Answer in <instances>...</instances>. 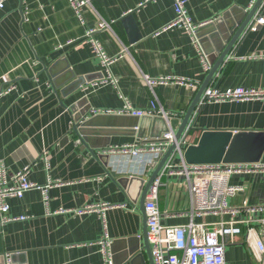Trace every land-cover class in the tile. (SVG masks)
I'll list each match as a JSON object with an SVG mask.
<instances>
[{
    "label": "crops",
    "instance_id": "crops-1",
    "mask_svg": "<svg viewBox=\"0 0 264 264\" xmlns=\"http://www.w3.org/2000/svg\"><path fill=\"white\" fill-rule=\"evenodd\" d=\"M254 2L189 0L186 9L194 22L219 20L220 29L226 31ZM92 7L103 19L113 21V32L94 33L106 54L117 56L121 42L131 55L109 66L118 80L117 88L93 85L107 73L86 41V32L98 21L91 8H84L81 18L68 0H4L0 8V90L14 86L0 96V160L8 173L28 166V179L38 185L7 201L9 216L23 218L0 223V264L6 254L12 264H106L100 243L104 240L114 264H129L116 262L126 242L114 243L131 237L139 238L136 244L142 253L134 264H149L148 255L142 252L145 224L137 188L133 185L127 192L117 178L127 173L148 175L160 158L151 161L147 155L109 150L150 141L168 124L160 115L138 120L113 111L120 110L125 100L133 108L144 109L155 97L168 111L175 133L208 72L203 70L198 46L183 28L155 34L173 19V0H93ZM257 13L264 15V0ZM128 15L141 34L135 40L124 22ZM213 32L208 28L209 35H205L210 43L221 39ZM261 54L264 25L247 28L208 86L264 89ZM142 75L182 77L196 87L157 84L150 90ZM79 78V87L70 89V82ZM83 97L82 106L89 110L82 118L87 124L81 135L73 128L75 113L69 108ZM133 125L141 127L144 138L138 139ZM203 130H264V100L200 105L189 122L184 148L195 144ZM175 156L171 159L177 162ZM228 183L240 188L227 198L229 206L264 203V171L235 174ZM102 203L106 204L102 209L79 211L88 204ZM158 206L167 224L189 220L190 197L182 176H161ZM229 218V213L193 216L196 222L209 223ZM225 261L264 264L249 251L243 233L226 236Z\"/></svg>",
    "mask_w": 264,
    "mask_h": 264
},
{
    "label": "built area",
    "instance_id": "built-area-1",
    "mask_svg": "<svg viewBox=\"0 0 264 264\" xmlns=\"http://www.w3.org/2000/svg\"><path fill=\"white\" fill-rule=\"evenodd\" d=\"M75 14L81 18L84 8H91L93 0H68ZM189 0H173L174 17L161 30H168L174 27L183 28L192 38V42L200 50V60L205 72L211 68L206 54L203 52L197 30L209 22H194L187 13L186 4ZM4 0H0V8L3 7ZM98 21L95 28L86 32V41L92 47L96 56L106 70V75L93 83L94 86L109 84L117 88V78L109 69L117 58L130 55L128 46L120 42V51L117 56H109L104 51L99 40L94 36L96 31L112 30L113 21L103 19L95 11ZM264 25V15L258 13L253 17L248 29ZM131 56V55H130ZM264 57V54L259 55ZM146 86L153 90L157 84H188L195 86L185 78L167 76L150 78L142 75ZM14 86L9 85L0 90V96L10 91ZM83 88V87H82ZM264 100V89L247 88L236 86L220 90L213 84L209 85L203 92L197 107L207 102L220 101H249ZM196 110V109H195ZM96 112V110H94ZM112 113V110H106ZM119 114H130L138 118L143 116L160 115L167 122V130L160 136L150 141H139L131 144L117 145L109 152L131 156L147 155L151 161L158 160L166 151L171 142H175L172 155L169 157L158 176L153 180L144 200V212L146 215V227L148 242L151 247V256L154 264H226L225 261V238L228 235L243 233L244 242L257 261L264 260V203L256 205H240L231 207L227 198L234 196L240 188L230 185L228 179L235 174H247L251 172L264 171V158L251 163H186L183 158V148L185 138L175 141V133L170 127L167 119L168 111L164 109L154 97L150 100L149 106L144 109H136L125 100L120 110L113 111ZM195 112V111H194ZM137 128V127H136ZM176 155L177 162L172 160ZM29 167L8 173L5 165L0 160V223L11 220L22 219L9 216L8 199L21 197L29 189L37 188L38 185L28 179ZM163 174H177L185 179L190 197L189 220L182 224H167L164 222L162 213L158 206V192ZM106 204H88L80 212L102 209ZM229 213L230 218L220 220L215 223L196 222L193 216H203L206 214ZM105 240L100 241L101 252L106 264H112L109 254L105 248ZM4 264H12L9 254L4 255Z\"/></svg>",
    "mask_w": 264,
    "mask_h": 264
},
{
    "label": "water",
    "instance_id": "water-1",
    "mask_svg": "<svg viewBox=\"0 0 264 264\" xmlns=\"http://www.w3.org/2000/svg\"><path fill=\"white\" fill-rule=\"evenodd\" d=\"M263 0H255L252 6L247 9L242 16L237 19L236 23L231 27H226L224 30L220 29L219 20L215 22H210L197 30V37L199 39V44L206 54L208 61L211 63V68L208 71L204 82L198 87V90L188 106L181 124L179 128H177L175 132V141H179L181 138H185L189 122L192 118L193 112L195 111L197 104L200 98L203 95L204 90L208 86V83L214 78L225 59L231 52L232 47L240 38V36L245 32L252 21L254 15L262 4ZM124 22L127 24L129 29H131L133 36L132 39L135 40L140 37V33L137 32L136 23L132 15H128L124 18ZM213 27V28H212ZM208 28L210 31L214 30L213 34L215 36L220 37V41L210 43L208 42V38L205 36L208 34ZM218 30V31H215ZM220 32V33H218ZM211 34V35H213ZM209 35V34H208ZM209 36V38L212 36ZM212 44L213 46H210ZM71 79L72 76L70 77ZM82 80L76 79L74 82H70L68 87L70 89H77L79 85L82 83ZM85 102L84 97L77 100L73 105L70 106V111L74 112L73 120L74 125L73 128L77 133L83 135V127L86 126V119H82L85 117L86 112L89 110V106L87 108H83V103ZM77 109V112H76ZM136 117V116H135ZM155 116H143L140 118H136L138 120H143L147 118H151ZM152 119V118H151ZM135 128V132H137L138 139L144 138L141 134V127L138 125H133ZM137 127V128H136ZM167 130V126L165 125L164 129L160 131L159 134L154 137H158L161 133ZM175 142H171L166 151L162 154L160 159L155 163L152 168V172L150 174H133L127 173L126 175L119 176L117 181L121 188H124L127 192L130 187L133 185L137 188V199L139 198V206L141 211L144 213V224L145 228L142 233V252L148 255L149 264H154L152 256H151V247L148 242L147 237V227H146V215L144 212V200L145 196L148 192L150 185L153 180L158 176L161 169L172 155ZM264 153V130H239V131H231V130H203L199 136L198 141L195 144L187 145L183 150V158L186 163H251L259 161ZM100 158H105V156H100ZM114 174V173H113ZM133 201H136V198H132ZM137 239L139 238H126L123 240L115 241L114 245L116 246L119 242H126V246L122 253L119 254L118 260L127 261L129 264L137 263L138 259L142 257V253L140 252V247L136 244ZM135 241V242H133ZM112 254V252H111ZM112 264L113 260H112Z\"/></svg>",
    "mask_w": 264,
    "mask_h": 264
},
{
    "label": "trees",
    "instance_id": "trees-1",
    "mask_svg": "<svg viewBox=\"0 0 264 264\" xmlns=\"http://www.w3.org/2000/svg\"><path fill=\"white\" fill-rule=\"evenodd\" d=\"M185 140H186V141H189V137H188V135H186Z\"/></svg>",
    "mask_w": 264,
    "mask_h": 264
}]
</instances>
